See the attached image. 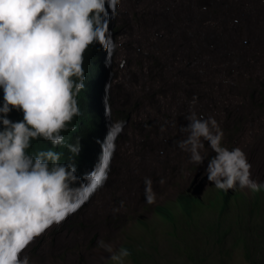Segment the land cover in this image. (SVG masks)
<instances>
[{
    "label": "clouds",
    "instance_id": "obj_1",
    "mask_svg": "<svg viewBox=\"0 0 264 264\" xmlns=\"http://www.w3.org/2000/svg\"><path fill=\"white\" fill-rule=\"evenodd\" d=\"M128 5L129 0H0V264H38L29 256L38 238L84 214L116 183L133 128L120 119L115 103L125 52L117 26ZM204 107L202 101L198 108ZM14 110L17 121L9 118ZM194 122L188 130L194 140L184 148L206 169L214 162L213 146L219 151L214 179L220 195L182 194L160 217L175 224L179 215L191 226L210 209L217 212L215 225L222 215L213 204L223 205L224 195L242 190L264 193V183L253 154L230 146L232 134L223 121L199 116ZM152 189L155 206L162 207L159 180ZM182 198L205 207H195L193 223L181 209ZM168 209L174 219L167 218ZM106 248L111 264H126L129 257L135 263L132 254L141 264L142 253L131 244L117 250L108 242Z\"/></svg>",
    "mask_w": 264,
    "mask_h": 264
},
{
    "label": "rangeland",
    "instance_id": "obj_2",
    "mask_svg": "<svg viewBox=\"0 0 264 264\" xmlns=\"http://www.w3.org/2000/svg\"><path fill=\"white\" fill-rule=\"evenodd\" d=\"M220 1L230 4V0ZM224 3L129 0L117 26L125 52L117 68L115 103L127 113L133 128L124 141L116 183L84 214L38 238L29 253L38 264H111L108 242L117 250L133 245L142 253L141 264H195L192 258L199 255L206 264H250L242 249L224 252L226 261L222 263L214 238L205 234L217 220L214 210L205 209L198 225L191 226L179 215L175 224L160 217L182 194L209 199L220 195L221 186L214 179L216 161L222 158L219 151L213 146L209 155L214 162L206 169L184 148L194 140L188 130L195 129L199 116L223 121L232 134L230 146L238 152L249 150L260 168L259 177L262 175L264 0L247 1L256 7L253 18L259 19L250 16L253 25L247 26L255 42L252 37L245 43L248 45L236 41L230 52L224 44L214 55L210 49L215 43L205 31L207 22L236 16ZM129 63L133 64L131 70ZM202 101L205 107L199 109ZM164 134L172 140H166ZM153 180L160 181L162 207L154 204ZM237 193L248 205L259 194ZM126 264L136 263L129 257Z\"/></svg>",
    "mask_w": 264,
    "mask_h": 264
},
{
    "label": "trees",
    "instance_id": "obj_3",
    "mask_svg": "<svg viewBox=\"0 0 264 264\" xmlns=\"http://www.w3.org/2000/svg\"><path fill=\"white\" fill-rule=\"evenodd\" d=\"M218 1L224 3L223 1ZM231 1L232 0L229 1V5L225 3L224 5L229 7L236 16L231 17V19L226 17L224 21L222 19L213 18L209 23L207 22L208 27L205 31L209 32L207 33L211 36L208 37L213 41V44L215 43V46H212L210 49L214 50V55H217L216 51H219L220 47L224 44H226V47L229 46L228 51L230 52L236 41H241L245 44L248 42L249 38L252 37L255 42L256 37L248 32L247 26L248 24L251 27L253 25L252 18L253 15L256 14V7L254 5L249 6L247 4L248 0H246V3L245 0H243L242 3H232ZM250 16L252 18H249ZM253 19L256 18L254 17ZM233 20L236 22H232ZM256 21H259V19H256ZM245 45H248V43ZM2 99L3 93L0 91V101H2ZM118 110L120 119H127V113L123 110ZM169 111H171V108ZM19 115L20 113L14 110L10 113L9 118L13 121H17L18 118H21ZM178 130L180 131V129ZM164 138L168 141L172 140L168 138L166 134H164ZM220 201H224L225 204H213V206L219 208L218 210L222 215L221 220L219 217L220 221L218 220L215 225H212L205 234L210 238H214V246L217 249L218 257L222 260V263L226 261L224 252L230 253L232 250L242 249L244 257L250 264H264V193H259L250 206L244 204L243 197L236 194L224 195ZM241 203H243L244 206L241 207ZM180 206L184 215H188L192 219V223L196 221V218L194 219V216H196L195 207L205 208L199 200L192 201L185 200L184 198L180 201ZM166 213L168 216L167 218L174 219V213L171 209H168ZM192 254L195 256L197 255L196 253ZM132 258L136 264H140L137 256L132 254ZM192 260L195 261V264H206V259H204L202 255H199L197 258H192Z\"/></svg>",
    "mask_w": 264,
    "mask_h": 264
},
{
    "label": "bare ground",
    "instance_id": "obj_4",
    "mask_svg": "<svg viewBox=\"0 0 264 264\" xmlns=\"http://www.w3.org/2000/svg\"><path fill=\"white\" fill-rule=\"evenodd\" d=\"M264 167V166H263ZM262 167V175L259 177V178H262V179H264V168Z\"/></svg>",
    "mask_w": 264,
    "mask_h": 264
}]
</instances>
